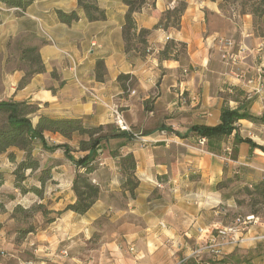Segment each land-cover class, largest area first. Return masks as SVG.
Segmentation results:
<instances>
[{"label":"crops","instance_id":"obj_1","mask_svg":"<svg viewBox=\"0 0 264 264\" xmlns=\"http://www.w3.org/2000/svg\"><path fill=\"white\" fill-rule=\"evenodd\" d=\"M183 2L185 8L177 28L171 23L165 29L156 27L166 12L178 6L175 0H150L134 12L137 30L150 33L146 51L136 43L137 49L130 53L125 52L122 35L128 10L122 0H96L106 20L95 22L86 19L77 0H31L25 15L0 13V101L36 104L37 113L29 116L32 126L44 115L82 119L89 126L111 125L116 129L105 106L114 103L130 128L131 140L113 138L97 149L90 178L100 193L91 209L83 215L65 211L36 233L34 238L44 240L47 251H54L63 241L77 244L94 236L95 222L109 212V197L120 190L117 159L110 155L117 148L120 155L132 154L135 159L139 185L135 199L127 203L131 208L124 214L135 216L140 224L125 223L105 241L115 262L180 264L192 259L195 264H264V241L258 238L264 235V225L260 222L253 224L244 235L246 240L236 246L208 248L205 239L206 232L230 223L222 224L219 213L212 211L222 198L215 188L217 183L234 167L253 165V169L264 172V153L246 143L235 144L233 131L227 141L235 155L225 163L214 155L226 149L220 142L219 150L211 153L206 147L194 146L191 142L196 135L190 133L193 126L218 125L223 108L242 107L255 117L264 113V37L255 34L250 15L229 13V5L221 8L222 0ZM57 11H76L79 19L65 24L57 18ZM218 39L234 41L235 66H225ZM170 41L183 44L184 51L177 59L161 60L159 53ZM34 47L44 71L19 87L27 69L22 50ZM69 57L75 63L74 70ZM98 61L105 68L101 79L96 78ZM258 71L263 88L254 93L258 81L247 85L245 78L237 75L256 78ZM74 73L78 82L104 104L76 83ZM120 75L130 76L126 90L118 82ZM259 124L264 126L240 120L238 136L264 147L256 130ZM250 127L251 136L245 135ZM44 140L47 152L60 151L63 155V159L47 160L51 169L48 180L53 182V188L47 189L49 214L63 211L74 202L71 187L77 172L62 149L50 148L66 143L75 159L87 153L59 134L46 133ZM10 151L16 154L14 162L0 156V167L10 168L5 182L13 181L12 173L23 160V152L15 148ZM32 151L34 154L35 149ZM37 219L42 224L43 215ZM116 235L122 238L126 250L135 251L133 256L120 249ZM198 250L200 254L193 259L192 253ZM70 260L78 263L77 257Z\"/></svg>","mask_w":264,"mask_h":264},{"label":"trees","instance_id":"obj_2","mask_svg":"<svg viewBox=\"0 0 264 264\" xmlns=\"http://www.w3.org/2000/svg\"><path fill=\"white\" fill-rule=\"evenodd\" d=\"M150 0H122L123 4L127 6L128 10L124 17V25L122 28L123 40L125 43V52L130 53L136 50V43L140 47H144V52L147 49L146 36L150 33L148 30H137L133 13L138 11L145 3ZM178 6L172 11L165 13V18L161 19L156 27L165 29L168 23L175 28L178 27V22L181 17L182 11L185 8L183 0H175ZM221 8L224 5H237L238 13L242 15H250L252 18L255 34L264 37V0H222ZM0 3L9 8H19L26 11V8L31 4V0H0ZM78 8L82 9L85 17L89 22L104 21L106 14L101 10L96 0H77ZM57 18L65 23L70 24L78 21L79 17L76 11L64 13L57 11ZM139 47V48H140ZM184 51V45L168 42L165 47L160 51L159 57L161 60L177 59V55ZM22 57L27 64L25 76L19 83V87L27 83L28 79L37 73L44 71L38 49L27 48L22 50ZM105 68L102 61L96 63V78L101 79V74H104ZM130 80L129 75H120L118 82L123 90H126V84ZM38 106L27 102H13V101H0V156L6 155L9 161L14 162L16 154L11 149L15 148L23 152V160L17 164L16 169L12 175L15 178L16 187L25 191L20 183L25 180L24 173L28 170L34 171L39 168V162L32 158V150L35 141H39L45 147L44 135L46 133L59 134L65 140L70 141L74 136L83 137L78 141V150L87 153L81 158L75 159L71 155V148L68 144L54 145L50 149H62L65 157L71 161L77 168V172L72 181V191L74 194V202L65 207L63 211H56L54 214L57 217L65 211H72L76 214L83 215L91 209L99 197V187L95 185L90 178L91 173L94 171V162L97 159V149L102 147L103 144L113 138H126L131 140V135L127 132H117L111 125L100 126H85L82 119H66V118H51L41 115L38 118L35 126H32L29 116L36 114ZM240 120H247L252 123H264V113L260 117H255L249 114L242 107L234 110L223 108L220 115V123L216 126H193L190 133L203 137L206 139V149L211 153L219 150V142L222 138L230 136L233 131L235 144L246 143L252 149H259L264 153V147L257 145L250 138H241L237 133V125ZM123 145V144H122ZM110 155L117 159V167L121 175V191L123 197L127 199H135V191L138 188L139 182L135 176V159L132 154L122 156L119 154L117 148L110 151ZM47 179L48 178L47 176ZM4 176L0 172V188L4 183ZM40 184L43 186L45 183L44 178H39ZM220 183L217 184V187ZM32 191L40 195L37 188ZM249 191V190H248ZM253 193L259 195L264 201V180L253 186ZM251 194V192H250ZM38 212H41L46 217L48 210L43 209L42 204L36 207ZM254 215V214H247ZM256 216V215H254ZM258 217V216H257ZM54 218L47 219V223H51ZM32 230H27L30 233ZM184 264H195L192 259H188Z\"/></svg>","mask_w":264,"mask_h":264},{"label":"rangeland","instance_id":"obj_3","mask_svg":"<svg viewBox=\"0 0 264 264\" xmlns=\"http://www.w3.org/2000/svg\"><path fill=\"white\" fill-rule=\"evenodd\" d=\"M236 6L229 5V13L236 15L238 12ZM233 50L234 48L232 52ZM246 77L249 76L246 75ZM84 125L89 127L85 123ZM251 130L252 127L244 134L251 136ZM256 130L264 144V126L259 124ZM82 138L75 136L70 140V143L72 146L78 145V141ZM198 139L199 137L195 136L191 143L199 147ZM227 139V137L222 138L220 143L222 148H229L230 150L217 152L214 155H217L221 160L222 157L227 156L230 161L234 159L235 154ZM138 141L140 140L138 139ZM34 145L36 148L32 147L35 149L34 154L32 151V158L39 162V168L24 173L25 180L20 183V186L25 191L23 192L16 187L14 177L13 181L11 178V182L4 180L3 188L0 189V264H121L113 260L111 251L105 246V241L111 238L113 231H116L119 226L125 223L140 224V221L133 215L124 214L126 210L131 208L129 205L127 206L131 199H127L121 194L120 174L118 176L120 190L109 197V212L95 222L96 232L88 241L84 240L77 244L63 241L57 246L55 245L54 251L50 252L47 251V246L43 245V243L45 244L44 240L38 241L34 238L38 231L46 227L47 218L56 216L54 213H49L46 217L43 216L42 224L37 219V216L43 215L37 211V205L42 204L43 209L47 210L51 203L50 199L47 198V189L53 188V182L47 179V176L50 178L51 173V169L47 168V160L63 159L60 151L47 152V147H45L46 149L43 148L39 141H36ZM223 162L227 163L226 161ZM246 162L251 163L250 160H246ZM251 166L234 167L230 174H227L228 176L219 182L220 186H215L216 190L221 192L222 198L212 211L219 213L217 216L222 224L231 222L238 215L254 214L258 216L259 222L264 225V201L259 195L253 193V186L261 182L260 178H264V172L256 168L253 169ZM9 169L7 166L0 167V170L5 171H2L3 176L9 175ZM40 177L45 180L43 186L39 182ZM33 188H37L40 195L35 194L32 191ZM211 216L215 217L213 212H211ZM110 219H113V222ZM30 229L32 232L26 233ZM116 239L121 244L122 238L116 235ZM125 248L121 244L120 249L122 251H127L132 256L135 254V251ZM62 251H66V255ZM74 257L78 258V263L70 260Z\"/></svg>","mask_w":264,"mask_h":264},{"label":"built area","instance_id":"obj_4","mask_svg":"<svg viewBox=\"0 0 264 264\" xmlns=\"http://www.w3.org/2000/svg\"><path fill=\"white\" fill-rule=\"evenodd\" d=\"M1 12H8L10 14H19V15H25V11L19 9V8H9L0 3V13ZM48 42H52V39L48 36H45ZM218 45L221 48V58L225 64L226 67H232L235 66L237 63V59L235 56L232 55V49L235 47V43L231 39H218L217 41ZM71 60V68L74 70L75 63L72 60L71 57H69ZM237 78L246 80V84L250 85L253 83L254 80L258 81V86L253 90L254 93H260L263 88V82H262V75L261 72L258 71V74L256 78L254 77H246L245 74H239L237 75ZM74 79L76 83H78L85 91L89 93L91 97L95 99V101L103 103L99 98H97L91 91H88L87 88H84L79 82L76 77V74L74 73ZM252 91V92H253ZM251 95V94H250ZM248 98L250 96L248 95ZM104 104V103H103ZM105 106L109 109L112 123L116 127V129L119 132H130L129 126L126 124L122 113L120 112L118 106H116L114 103L111 104H105ZM140 138L141 142H145L143 138ZM206 144V139L203 137H199L198 139V145L200 149H203ZM229 148H226L224 151H229ZM223 161H229V158L227 156L222 157ZM259 222V218L254 215H245V216H236L228 225L222 226L220 228H217L215 230H211L205 233V239L207 243V247H218V246H236L238 244L243 243L246 239L244 237L245 233L248 231V229L255 223ZM203 230L199 229V233H202ZM260 241H264V235L258 237ZM206 248V246H205ZM200 254V251H194L192 253V258L197 259V256ZM180 264H184V261Z\"/></svg>","mask_w":264,"mask_h":264}]
</instances>
